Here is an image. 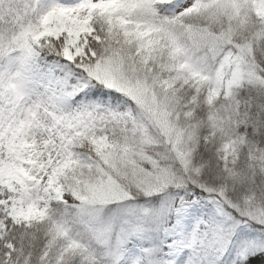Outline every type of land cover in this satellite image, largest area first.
<instances>
[{
  "label": "snow or ice",
  "instance_id": "snow-or-ice-1",
  "mask_svg": "<svg viewBox=\"0 0 264 264\" xmlns=\"http://www.w3.org/2000/svg\"><path fill=\"white\" fill-rule=\"evenodd\" d=\"M0 264H264V0H0Z\"/></svg>",
  "mask_w": 264,
  "mask_h": 264
}]
</instances>
